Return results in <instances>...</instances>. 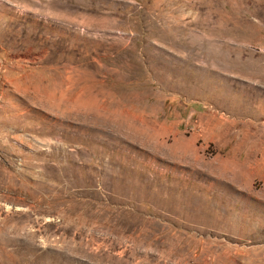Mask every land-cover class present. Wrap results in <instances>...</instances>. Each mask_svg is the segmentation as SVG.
I'll use <instances>...</instances> for the list:
<instances>
[{
  "label": "rangeland",
  "instance_id": "1",
  "mask_svg": "<svg viewBox=\"0 0 264 264\" xmlns=\"http://www.w3.org/2000/svg\"><path fill=\"white\" fill-rule=\"evenodd\" d=\"M264 0H0V264H264Z\"/></svg>",
  "mask_w": 264,
  "mask_h": 264
},
{
  "label": "crops",
  "instance_id": "2",
  "mask_svg": "<svg viewBox=\"0 0 264 264\" xmlns=\"http://www.w3.org/2000/svg\"><path fill=\"white\" fill-rule=\"evenodd\" d=\"M264 152V151H263Z\"/></svg>",
  "mask_w": 264,
  "mask_h": 264
}]
</instances>
